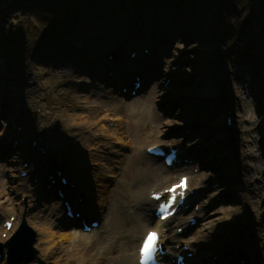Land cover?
I'll use <instances>...</instances> for the list:
<instances>
[{
    "label": "rangeland",
    "instance_id": "1",
    "mask_svg": "<svg viewBox=\"0 0 264 264\" xmlns=\"http://www.w3.org/2000/svg\"><path fill=\"white\" fill-rule=\"evenodd\" d=\"M53 1L49 5L46 4L47 1H41L39 8H36L31 0H0V105L9 100L6 96H9L13 89L21 88L19 92L22 94L14 97V100L10 102L13 108L11 107L7 112L14 110L16 113H22L24 101L30 100L32 107L29 106V103L23 110L27 111L32 124L39 122L37 125L38 132L40 129H46L43 138L31 134L28 138L23 139L22 145L29 148L31 153L39 154L42 150V143H46L56 156L55 158L52 157L53 159L50 158L53 160L55 168L61 165L69 170H73L75 167L81 169L76 179L79 185L78 190H85L83 192L88 196L86 202H83V209L91 208L96 214L95 219L97 218L100 227H104L119 217H116L117 215H114L110 208L115 201L121 206L124 215L128 207H131L132 211L137 214L139 213L138 208L134 205L138 203L135 198L136 194L148 196L149 192L157 191L170 184L169 182L159 184L155 181L159 178L156 174L169 175L178 169H185L187 172H182V174L189 180V190L194 192L198 185L202 187V184L198 182V177L200 173H203V176H206V185L203 186L204 189H198L199 194L202 195L217 186L216 177L211 174L210 170H203L204 165L200 166L196 162L179 165L171 170L163 169L160 160H157V164L154 165L153 158L146 157L144 159L142 157L144 155L143 147L140 152H137L131 145L129 147L117 145L114 141L107 142L102 136L94 137L93 132L96 133L94 129L83 132L75 131L72 124L64 119L60 112V109H63V106L69 102L72 105L71 99L74 95H79V98L85 96L95 105L98 102L105 104L111 97L117 99L125 109L123 121L125 122L126 118L128 125L140 124L141 128L136 132L144 142V146L155 144L166 148L165 145L169 144V146L175 147L180 154L181 152L184 153L185 150L190 151L186 148L182 134H187L190 131H196L198 134L211 132L218 125V132L222 134L221 138L224 139H218L216 135H213L217 142L226 140L227 144L222 142L223 145L216 147L221 142L202 139V142H198V145L195 146L198 148L207 147L205 150L207 156L200 159H206L205 162L208 164L214 161V156L219 148L226 147L228 154L231 152V160L235 166V155L238 154V151L240 152L242 146L246 147L247 153L244 163L247 170L245 171L250 174V183L256 181L260 185L259 188L250 192V194H255L256 199H253V205L251 208H246L249 209L246 211L240 206L244 201L240 200L237 195H232L230 199L223 200H220V193L207 200L206 197L203 198L201 201L204 204L199 206V202L194 203L195 205L190 209H193L192 212L196 214L191 213L183 217L185 219L180 227H177L179 226L177 220L183 215H177L169 221L168 228L174 234L176 229H185L190 219H195L197 224L192 232H186L185 236L179 240H169L165 247H168L169 253H172L170 260L174 257L172 249L179 248L181 244L196 248L195 241L198 239V233L203 223L208 225L202 231L208 237L212 235L210 234L212 230L220 231V233H215L216 236L212 239L222 237L225 231L232 233L234 228H244L252 233L254 227L257 230L255 239L252 240L251 244L254 247V254L250 247L251 252L246 255L245 247L243 249L245 256L235 259L234 263L264 264V163H262L264 126H259L261 130H258L256 123L259 120L258 117L260 123L264 119V22L261 17L264 0H192L189 3L190 8L185 9L186 16L185 12L177 13V9L170 7L171 3L174 2L173 0L171 3L163 4L158 3L159 0H118V2L106 0L108 2L105 8L102 3V13L79 11L77 16L71 9L64 14L65 9L63 7L67 5L65 1H61L59 5ZM5 2L8 3V7L4 5ZM177 5L183 6V3ZM251 5H253L254 15L250 18ZM147 13L151 15V19H148ZM68 14L72 16L67 18ZM62 15H65L64 17L67 19L63 26L60 25L63 21ZM68 19L70 20L68 21ZM101 19L107 22V28L121 20H124L126 25L129 23L136 24L137 31L131 30V33H144L143 36L146 35L144 28L151 27L149 33L158 39L156 45L162 43V45L168 46L165 51L166 56L159 55L156 59L161 64H159L160 68L167 61L165 64L169 69L167 76L162 77L159 81L158 79L151 80L152 84L149 83V87L142 88L140 92L135 94L136 96H130L128 94L132 91L134 82V77L131 75L126 78V94L119 95L118 92L115 94L107 85L94 81L89 76L83 75L82 77V74H78L74 66L76 63L84 65L83 60L85 58L80 53V56H77L76 53V56H71L72 53L77 52V49L67 50V44L71 42L73 47L81 46L97 53L95 56L93 55L94 57L92 56L94 61H100V58H104V62H107L105 61L107 60V56H105L107 48L101 50L94 47L93 41L95 42V40L92 38L95 26ZM59 26H62L60 33L58 31ZM251 32L254 36L252 40ZM114 33L116 34V32H112V34ZM90 34L91 36H89ZM180 36L184 39L182 42L179 41ZM129 37L126 34L127 40L124 38L127 44L131 40ZM253 40L254 43L251 42ZM125 45L126 43L121 47L122 51L119 52L121 60H129L132 52H137L135 59L141 58L144 50L142 46L138 49L125 47ZM55 52L75 58L74 63H69L70 67H62L56 64L50 68L44 66L46 64L44 61L41 64L42 55L52 57ZM81 52L83 53V51ZM88 59L90 58L88 57ZM256 59L259 61L258 68L254 64ZM32 64H34L33 69L29 67ZM75 76L79 79H76ZM202 84L222 89L221 97L218 96L217 98L221 103L219 107H217L218 101L214 100L215 98L204 96L205 99H203L198 96L196 91L197 88H201ZM152 89L155 93L152 91V96L148 97ZM26 90L33 92L29 99ZM82 91L85 92L82 93ZM17 98L20 100L18 110L14 108L18 105ZM73 100L75 103L79 102V105L72 109L80 111L83 104L78 99ZM176 103L177 106L182 107V111L177 110V107L174 106ZM140 105L144 111L147 110L148 115L141 110L140 114L137 115L140 118L136 116L127 119L125 117L126 113L133 114L135 108ZM132 106H134L133 112H131ZM225 106L227 109L229 108L228 111H225V115H228L232 122V126L227 130L222 126ZM65 109L70 110L67 107ZM121 116L123 117V115ZM8 117L6 118L8 119ZM161 119H166L163 124L160 122ZM214 121L215 125L211 124ZM262 123L264 125V120ZM107 125L109 128L112 127L111 123ZM154 125H157L160 131L157 134L152 129ZM5 126L6 122L4 123L2 115L0 128ZM244 129L248 130L246 134H244ZM3 142V140L0 141L1 145ZM7 144L10 146L12 141H8ZM199 144L204 145L200 146ZM15 153L9 156L0 155V192L6 196H4L5 199H9L8 203L0 206V260L3 261L4 259L6 263V248L3 245L24 220L36 235L33 247L37 251L38 261L41 264H51L50 258L41 256V247H39L41 220L46 218L47 222L52 225L51 231L62 233L63 236L81 231L78 226L69 223L63 225V227L65 226L64 230L55 228L66 219L65 210L62 207L63 202L58 201L55 197L57 188H51L47 198L40 196V190L48 184L47 177L55 174L53 173L55 168L50 169V161L48 163L43 162L42 179L39 181V183L41 182L40 187L36 184L32 185V182L36 183L37 180L30 174L24 178L31 194L29 191L26 194L17 193L18 195L15 197L16 193L12 189L17 186V182L12 177H21V173L25 172L23 170H28L24 168V165L32 166L29 162L23 163V159L18 158V153ZM221 153L223 152L221 151ZM43 156L39 160H45L46 156ZM190 158L192 159V157ZM153 165L157 169L161 167L163 172L159 173V171L154 170ZM251 169H253V173L250 171ZM233 176L235 174L225 177L227 182L223 185L224 189L232 187L235 180L242 182L240 175L236 179ZM71 185L74 187L73 189L70 188L73 192L70 193L67 187L64 192L68 199L65 200L74 207L79 204L77 203L79 192L76 189L77 186ZM99 191L109 196L105 198L108 202L100 201L97 197ZM80 193L82 194V192ZM83 198L80 200L82 201ZM251 201L252 198L249 197V202ZM18 206H21L22 212L18 211ZM50 210H54L56 216H50ZM73 212L76 213L77 209H73ZM235 212L238 213L236 218ZM18 213H20V217L18 216V223L13 227V231H5L3 223L9 221L14 224ZM145 216L152 218L151 211H146ZM203 216L204 219L201 218ZM85 221L88 222V219ZM131 221L130 226L133 225L139 231L136 216L134 220L131 218ZM146 223L144 222L141 226L139 236L153 228V225ZM61 238L62 236L55 239V241L60 242L57 243V250L54 255L56 264H103L100 263L101 260L94 251H86L78 243L69 245ZM212 239L208 241L211 244V249L218 246L220 251V244L224 239L218 242H213ZM136 247L137 243L133 244L132 249H122V252L125 255H135ZM70 248L72 251L68 253L67 250L69 251ZM71 256L73 259L70 260ZM19 264H39V262H21ZM171 264L173 263L171 262Z\"/></svg>",
    "mask_w": 264,
    "mask_h": 264
},
{
    "label": "bare ground",
    "instance_id": "2",
    "mask_svg": "<svg viewBox=\"0 0 264 264\" xmlns=\"http://www.w3.org/2000/svg\"><path fill=\"white\" fill-rule=\"evenodd\" d=\"M186 15L187 14L185 13V16ZM147 17L148 19H151V15L148 13H147ZM114 25L116 26L114 27ZM114 25L112 24L111 26H109V28H107V22L102 19L99 20L95 26L93 37H92L95 40V42L93 41L94 47L99 48L101 50H104L105 48H107L105 56L114 54L112 56V59H110L109 61L108 59L105 60L107 62H104V58H100L101 59L100 61L98 60L94 61L92 58L97 53H93L91 49L87 50L85 49V47H81V46L73 47V45H71L70 43L67 44V50L77 49L78 53L76 52V55L80 56L81 54L82 57L85 58V60H83L84 65H80L76 63L74 66V69L78 71V74H82V77L83 75L89 76L90 78H92V80L98 81L101 84L107 85L109 89L115 92V94L120 88V85H122L121 83H124V84L127 83L126 78L128 75L129 76L131 75L132 77L133 76L139 77L141 88L149 87L148 85L149 83L152 82L151 80L155 81L156 79H158L159 81L162 79V77L167 76L168 71H169L168 67L165 65L167 64V61H165L162 67L160 68L159 67L160 63L156 59H158L159 55L163 57L166 56L165 51L167 50L168 46L165 44L162 45V43H160V45H156V42H158V39L155 36L150 35L149 31L151 27L144 28L146 35L143 36L144 33L143 34L142 33L140 34L139 32H137V34L131 33V30L137 31V28L134 26L133 23H129L128 25H126L124 23V20H121V21H118L117 24H114ZM112 32H116V34L114 33L115 34L114 35L112 34ZM109 33H111L112 35H110ZM122 34H125V35L123 36ZM126 34H128V36L130 35L129 39H131L130 41L128 40L129 41L128 44L124 40V38L126 39ZM131 35H132V38H131ZM177 35H174V36H177ZM89 36H91V34ZM181 36H180L179 41L182 42L184 39H182ZM125 43H126L125 47H133V48L139 49V47L142 46L145 49H147V54H141V58L134 59V60H131V59L121 60V58L119 57V52L122 51L121 47ZM81 51H83V53ZM72 55L76 56L75 52L72 53L71 56ZM71 56H64L63 53L57 54V52H55V54L52 57H50L49 55H45V56L42 55L40 62L42 64L44 61L46 63L44 64V66L49 67V68L53 67L52 65L56 66V64L62 67H70L71 65L69 63H72L75 60V58ZM88 57L90 59H88ZM139 59L140 61H138ZM33 65L34 64L29 65V67L33 69L34 68ZM76 79H79V77H76ZM202 79L205 80V78H202ZM20 90L21 88L13 89L11 94L9 96H6L9 100H6V102L0 105V117L3 115L4 123L6 122V126L3 128L2 127L0 128V136H1L0 141L1 142L2 140L4 141L2 145L0 143V155L9 156L10 154H14L16 151L15 154L18 153L17 157L20 159H23L24 161L23 163L29 162L32 165L30 167H27L28 170L26 169L23 170L27 172V176L32 174V177L37 180L36 183L32 182V185L36 184L40 187L41 182L39 183V181L42 179L41 175L43 173V162L48 163L49 161H51L53 164V160H50L47 150H45L46 151L45 160L41 161L39 160V158L44 157L42 154L33 153V152L31 153V150L29 148H25V145H22L23 139H26V137L28 138V136L31 134H33V136L36 134L35 136L38 135V137L43 138V136L45 135L46 129L44 130L40 129V131L38 132L37 125L39 124V122L36 124H32V122H30V119L28 118L27 111L23 110L26 108V105H29L30 100L29 101L26 100V102L24 101L25 104L23 106L22 113L20 112L16 113L14 110H12L11 112H7V110L11 109L12 107L10 102L14 100V97L16 98V96H18L21 93L19 92ZM152 91L153 93H155L154 90L152 89L151 92H149L148 97L152 96ZM27 92H28L27 95L29 99L30 96L32 97L33 92H31L30 90H28ZM84 92L85 91H82V93ZM221 92H222L221 88H217V87L212 88L211 86L206 85V84H202L201 88H197V91H196V93H198V96L202 97L203 99H205L206 96L215 98L214 100L218 101L217 107L221 105L220 101L217 99L218 96L221 97V94H222ZM78 96L79 95H74V97H72L71 99L73 101L72 105H70V102H69L66 106H63L64 108L67 107L70 110H66V109L64 110V108L60 109L61 116L72 124V128H74L75 131L83 132L84 130L91 131V129H94L95 132L97 133L96 134L93 132L94 137L102 136L103 139H106L107 142L114 141L116 142L117 145H123V146H129V147L131 145V147H133L134 150H136L137 152H140L141 148L143 147L144 155L142 157H144V159H146V157H150L146 155L145 150L151 146H156V145L154 144L150 146H144V142L141 140V137L136 132L139 128H141L140 124H133V125L129 124L128 125V123H126L127 122L126 118H125V122L123 121V118H124L123 113L125 109H124L123 104L120 103V101L111 97V98H108L109 101L107 103L104 104L102 102H98L97 105H95L93 104L94 103L93 101H89L85 96L81 98H79ZM73 99H78V101H81V103L83 104L80 111L78 110L74 111L72 109L73 107H76V105L77 106L79 105V102L75 103ZM16 101L18 102V105H16V107L14 106V108L18 110L20 100H18L17 98ZM142 105L135 108L134 113H137V114H134V113L127 114L126 113L125 117H127V119L131 117H136L138 114H140L139 112L141 110L145 114H147L148 113L147 110L144 111L142 108ZM29 106L32 107L31 103ZM174 106L177 107V110L182 111V107L177 106V103L174 104ZM246 109H247V106H246ZM223 110L224 111H223L222 126L226 119L225 111H228L229 108L227 109V107L225 106ZM133 111H134V106H132V109H131V112ZM121 115H123V117ZM6 117H8V119ZM137 118H140V117L137 116ZM258 119L260 120L259 117ZM165 120L166 119H161L160 120L161 124H163ZM259 120L256 122L258 124L257 129L261 130V127L259 128V126H264L262 123L264 119L261 121V123ZM110 123L112 124L111 128H109L107 125ZM211 124L215 125V121L214 123L211 122ZM218 124H219V120H218ZM18 126H20V129L17 131L16 129ZM218 127L219 126L216 125V129L211 130V132H203V133L198 134L196 133V131H190L187 134H182L185 140L186 148L190 150V151L185 150L184 153H182V156L184 158L192 157V159H190L192 162H196L200 166L204 165V167H202L203 170L205 171L210 170L211 174H213L216 177V185H217L214 187V189L205 192L204 195L199 194L200 192L198 191V189H201V188L204 189L203 186L206 185V181H205L206 176L205 175L203 176V173H200V176L198 177V182L202 184V187L198 185V188H196L197 191L195 190L193 192L195 196H192V197L189 196L188 194L189 189H188L186 192L187 193L186 195L188 197L187 199L188 200L194 199L195 204L199 202V206H201L202 204H204V202L201 201L203 200V198L205 199L206 197V200H207V199H210L213 195L215 196L218 193H220L219 194L220 200L230 199L232 195H237L239 196L240 200L244 201V202L241 201L242 204L240 206H242L244 209L248 207L251 208V206L253 205V199H256V196L254 193L250 194V192L251 191L253 192L255 188L256 189L259 188L260 185L256 183V181H253V183H250L251 181L250 174H248L247 171H245L247 170L245 168V163H244L245 156L247 153L246 147L242 146L240 152L238 151V154L235 155V161H236L235 166H234V162L231 160V155H230L231 152L228 154V148L226 147L219 148L218 151H216V154L214 156V161L208 164H206L207 162H205L207 161L206 159H202V160L200 159L201 157L207 156V153L205 152L207 147L198 148V146H195V145L198 142H202V139H204V141H207V140L216 141L217 139L214 137V135H216L218 139H224V138H221L222 134L218 132ZM152 129L154 130L156 134L160 132L157 125H154ZM247 132L248 130L244 129V134H246ZM93 136L91 135L92 138ZM128 137H130V139H128ZM196 140L197 142H195ZM8 141H12V144L10 146L7 144ZM220 142L221 141L217 143H220ZM222 142L227 144L226 140L225 141L222 140ZM222 142L220 143V145H217L216 147H220L221 145H223ZM202 145L204 144H201L200 146ZM157 146H161V145H157ZM168 146L169 144L165 145V147L167 148ZM221 151L223 153H221ZM216 157H218V159H216ZM153 159H154V165H156L158 159L156 158H153ZM262 160H263L262 163H264V157ZM154 165H153L154 170L159 171L160 173L162 171V168L158 167L157 169ZM33 168H34V172H33ZM250 171L253 173V169H251ZM182 172H187V170L178 169L176 171H173L169 175H161L162 173L156 174V176L159 178H157V180L155 181L159 182V184L161 185L169 182L170 184L168 186H170V185L176 184V180L179 177L185 176L184 174H182ZM230 174L232 175L235 174V176H233L235 179L239 177L240 175V177L242 178L241 179L242 182H240L239 180H235L234 181L235 186L233 185L232 187H229L228 189H224L223 185L227 182L225 180V177H228V175ZM65 176L69 179L71 184H74V186H77L76 189L78 190L79 185H78V181L76 180V176H79V174L78 175L76 174V176L75 174L73 176L71 174L69 175L65 174ZM12 178H14L15 182H17L16 184L17 186L13 187L12 189V191L16 193L15 197L18 195L17 193L26 194V192L29 191V188L27 187L25 183L26 181L25 178H22V177H12ZM56 187H58L59 189L60 188L64 189L63 191L67 189L63 187L62 185H57V183L51 186V188H56ZM167 187L161 188L157 191L150 192L148 193V195L162 191L163 189H166ZM78 191H79V195H82L84 198L82 199L81 203L77 204L73 208L77 209V211L80 212V207L83 205L84 201L86 202V197L88 196L87 194H85V192H83L85 190L82 191L80 189ZM48 192H49V189H45L44 187V189L40 190V196L42 198H47L49 196ZM69 192L72 193L73 191L69 189ZM80 192H82V194ZM29 193L31 194L30 191ZM196 195H198V197H196ZM4 196L5 195L0 192V206L9 202V199L8 198L5 199ZM97 197L100 199V201L106 202L107 199L105 198H108L109 196H107L106 193H102L101 191H99ZM249 197L252 198L251 202H249ZM135 198L138 203L134 205L138 208L139 213L136 214V212L132 211L131 207H128L124 215V213L121 211V206L117 204V201H115L114 204H112L110 208L113 210V214L117 215L116 217L119 216L118 219L117 218L114 220L111 219L113 222H110V224L108 223V226L98 227L94 231L93 234H83L81 232H78V233L72 232L71 234L63 236L62 233L51 231L52 225H50V223L47 222L46 218L41 220L42 222L39 225V232L41 235V238L39 239V247H41V256L47 259L50 258L51 264H56V258L54 257V255H55V251L57 250V243L59 244L60 242L55 241V239H59L60 236H62L61 240L62 241L65 240L64 242H68L69 245L78 243L79 245L83 246L84 250L94 251L95 254L98 256V258L101 260L100 263H103V264H137L136 251H135V255L133 254L125 255L122 252V249L124 248L126 250L132 249L133 244H136V243L138 246L141 238L145 234L144 233L143 235L139 236L141 234V231H140L142 228L141 226L143 225L144 222H147L146 224L153 225V228L150 229L149 231L157 230L160 233V236H161L160 242L164 246L165 244H167V242H169V240H179V238L184 236L186 231L188 233L192 232L193 230L192 228H190L189 226L188 227L185 226V229L183 230L184 234L183 233H181L180 235H177V233L174 234L172 230L168 228L169 221L166 223H162L160 221L153 220L152 218L145 216V212L150 211L151 208L153 207L152 206L153 202L149 199L148 196H144V195L140 196V194H136ZM64 199H68L65 192H64ZM58 201H60V199H58ZM233 207H236V206H233ZM83 208L84 206H82V210ZM21 210H22L21 206H18V211H21ZM192 211L193 209L185 211L184 214L182 213L180 214L183 216L178 218L177 221H178L179 226L177 227H180L182 225V221H184L185 219L183 217H185L187 214L193 213ZM246 211H249V209H246ZM83 212H88L91 219L95 218L96 214H94L91 208L84 209ZM193 214H196V213H193ZM81 215H82V212H81ZM237 215L238 213L235 212L234 213L235 218L237 217ZM18 216L20 217V213L16 214V218L14 220L15 223L12 224L10 231H13V227L16 226V224L18 223ZM50 216L52 217L56 216V213L54 210H50ZM135 216H136L137 226L139 227V231L136 230L133 227V225L130 226V224H132L131 218H133L134 220ZM174 217H175V214L173 215L172 218ZM82 218H85V217H82ZM201 218L204 219V216ZM63 221H64L63 222L64 224L61 223L60 226H55L57 230H64L63 228L65 226L63 227V225H68L66 223L76 225L78 222L77 220L69 221L67 218L64 219ZM201 226L202 227L198 233V239H196L195 241L196 248H193L192 246H190L185 252V254L186 253L192 254L193 257L189 260L191 264H219V263L220 264H235L234 263L235 259L245 256L243 254V252H245L243 250L245 249V247H246V255L251 252V248H252V253L254 254V247L251 246L252 240L255 239L256 231H257L254 227H253L252 233L244 228H240V229L234 228V230L231 231L232 233L225 231L223 236L219 237L220 239L219 238L212 239V237L216 236L215 233H220V231L218 232L214 229L212 230V232H210V234L212 235L208 237L206 236V234H204V232H202L205 229V227L208 225L203 223V225ZM218 230H221V229H218ZM211 239L213 242H218L224 239L220 244V251H219L218 246H215V248L211 249V244L210 242H208ZM165 248L169 255L170 253H169L168 247H165ZM71 249L72 248H70L69 251L67 250V252L71 253L72 251ZM172 252L174 255H177V254H182L183 250H181L180 248L172 249ZM71 259H73L72 256L70 257V260ZM240 260L238 261L240 262ZM0 264H7V263H5L3 259V261L0 260ZM163 264H171L169 256H166L164 258Z\"/></svg>",
    "mask_w": 264,
    "mask_h": 264
},
{
    "label": "water",
    "instance_id": "3",
    "mask_svg": "<svg viewBox=\"0 0 264 264\" xmlns=\"http://www.w3.org/2000/svg\"><path fill=\"white\" fill-rule=\"evenodd\" d=\"M51 154L56 157L52 152L51 148H49ZM72 155V153H71ZM68 161V160H65ZM60 164V162H58ZM80 169L75 167L73 170L65 169L63 166H59L55 168L56 173L52 175V180L56 181L57 185H59L60 179H66L65 174H73L75 171H79ZM35 243V233L26 225L25 221H22L21 227L11 236L10 240L7 243L8 249V258L9 261L15 258H20L24 261H32L36 258V250L33 248V244Z\"/></svg>",
    "mask_w": 264,
    "mask_h": 264
},
{
    "label": "trees",
    "instance_id": "4",
    "mask_svg": "<svg viewBox=\"0 0 264 264\" xmlns=\"http://www.w3.org/2000/svg\"><path fill=\"white\" fill-rule=\"evenodd\" d=\"M41 1L42 2H45V1H47L46 2V4H50L51 2H52V0H31V2L32 3H34V5L36 6V8H39L38 6H39V4H41ZM61 1H65L66 3H67V5H69L70 7H68L67 5L66 6H64L63 8L65 9L63 12H64V14L68 11H73V13H74V15L75 16H77L78 15V13H79V11H81V12H83V11H85V12H88V13H90V12H98V13H101L102 12V3L104 4L103 5V7L105 8V5H106V3L108 2V1H110V2H118V0H108V1H106V0H59V1H57V0H54L53 2L54 3H56V5H59L60 3H61ZM171 0H159L158 1V3H169ZM178 1H180V2H185V4L183 5V6H175V7H173V9H177L178 10V12H180V10L182 9H189L190 8V5H189V3L192 1V0H178ZM204 1H206V0H204ZM208 1V0H207ZM175 3H177V0H175ZM65 7H67V8H65ZM73 8H74V10H73ZM34 9H35V7H34ZM71 9V10H70ZM101 10V11H100ZM254 15V10H253V5H251V8H250V14H249V16H250V18L252 17ZM63 17V21H61V24L60 25H65L66 24V21L65 20H67L66 19V17H64L65 15H62ZM72 15H70V14H68L67 15V18H70ZM261 17L263 18V22H264V9H262V11H261ZM70 19H68V21H69ZM264 24V23H263ZM62 26H59L60 28H59V33H60V31H62L61 30V27ZM251 36H252V38H251V40L253 39V35H252V32H251ZM251 42H253L254 43V40L253 41H251ZM257 44V43H256ZM254 49H255V47H254ZM254 64H255V67L256 68H258L259 67V61H258V59H256V60H254ZM255 70V69H254Z\"/></svg>",
    "mask_w": 264,
    "mask_h": 264
},
{
    "label": "snow or ice",
    "instance_id": "5",
    "mask_svg": "<svg viewBox=\"0 0 264 264\" xmlns=\"http://www.w3.org/2000/svg\"><path fill=\"white\" fill-rule=\"evenodd\" d=\"M186 187V180H182L180 184L174 186L167 191L170 193H174L177 188H184ZM159 199V196L156 197ZM176 197L172 196L171 199L167 204L160 205L159 210L162 213H168V208L171 206L172 203L175 202ZM166 218V216L162 217ZM158 241H159V234L156 231L149 232L146 237L143 239L141 248H140V264H159L157 261V253L159 251L158 248Z\"/></svg>",
    "mask_w": 264,
    "mask_h": 264
}]
</instances>
